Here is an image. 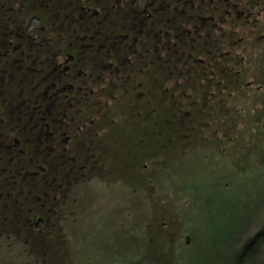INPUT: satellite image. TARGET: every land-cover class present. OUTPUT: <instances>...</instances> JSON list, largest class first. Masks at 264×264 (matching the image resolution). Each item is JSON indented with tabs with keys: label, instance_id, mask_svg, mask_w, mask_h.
Segmentation results:
<instances>
[{
	"label": "flooded vegetation",
	"instance_id": "af4514ba",
	"mask_svg": "<svg viewBox=\"0 0 264 264\" xmlns=\"http://www.w3.org/2000/svg\"><path fill=\"white\" fill-rule=\"evenodd\" d=\"M263 16L264 0H0V209L43 234L76 191L131 185L128 167L134 192L175 153L235 175L251 141L232 76H264Z\"/></svg>",
	"mask_w": 264,
	"mask_h": 264
},
{
	"label": "rangeland",
	"instance_id": "374dc122",
	"mask_svg": "<svg viewBox=\"0 0 264 264\" xmlns=\"http://www.w3.org/2000/svg\"><path fill=\"white\" fill-rule=\"evenodd\" d=\"M257 31L264 34V16ZM256 34H248V40L254 41ZM257 67L263 69L264 64ZM233 78L235 135L251 141L247 155L238 151L235 155L237 162L244 159L235 175L222 167L213 175L201 167L185 168L175 153L170 156L174 159L152 162L156 167L152 190L137 187L134 192L135 177L128 167L124 176L131 185L124 182L121 189L115 187L118 190L91 191L96 195L91 200L88 193L76 191L78 199L59 210V220H47L43 234L24 219L18 220L17 230L0 223V264H59L54 260L62 252L67 264H230L244 243L264 228V111L256 107L257 98H251L244 84L253 80L252 90L260 85L264 89V76H248L243 82ZM259 118L262 122H257ZM222 159L227 166L222 154L214 160ZM224 173L231 179L229 191L219 184ZM46 232L55 234L48 241L54 249L51 260H44L42 249L29 251L26 243L44 238ZM260 254L255 264H264V245Z\"/></svg>",
	"mask_w": 264,
	"mask_h": 264
},
{
	"label": "trees",
	"instance_id": "16d2710c",
	"mask_svg": "<svg viewBox=\"0 0 264 264\" xmlns=\"http://www.w3.org/2000/svg\"><path fill=\"white\" fill-rule=\"evenodd\" d=\"M18 214H19V209H16V207H13V206H11L10 209H7V210L0 209V223L3 225L4 228L8 226H13L14 227L13 229L17 230L15 229V226L16 228L18 227L17 224L19 222L17 220H20V218L18 217ZM23 223L21 222V225ZM54 235L55 234L49 233V235L45 234L44 238L37 237V240H36L37 243L35 242V239L33 240V238L31 240L26 239V243L29 244L30 246L29 251H32V252L36 251V248H39V250L42 249V253H43L42 256L44 260L46 258L50 259L51 257L50 254L51 252L52 253L54 252V249H53V245H49L48 241L52 240V237H54ZM253 237L254 238L251 237L252 239L251 238L248 239L244 243L241 250L231 258L230 264H255L260 259L259 257L261 256L260 249H261V246L264 245V228L260 229V231L254 234ZM63 254L64 253L62 252L61 256L56 257L54 262L57 261V263L59 262V264H67L64 262L66 256H64ZM261 264H263V261L261 262Z\"/></svg>",
	"mask_w": 264,
	"mask_h": 264
},
{
	"label": "water",
	"instance_id": "95a60500",
	"mask_svg": "<svg viewBox=\"0 0 264 264\" xmlns=\"http://www.w3.org/2000/svg\"><path fill=\"white\" fill-rule=\"evenodd\" d=\"M37 226L40 227V224H38Z\"/></svg>",
	"mask_w": 264,
	"mask_h": 264
}]
</instances>
